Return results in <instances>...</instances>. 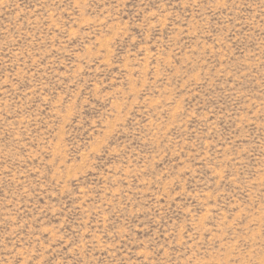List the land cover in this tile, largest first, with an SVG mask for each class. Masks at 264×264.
<instances>
[{
    "label": "rangeland",
    "instance_id": "1",
    "mask_svg": "<svg viewBox=\"0 0 264 264\" xmlns=\"http://www.w3.org/2000/svg\"><path fill=\"white\" fill-rule=\"evenodd\" d=\"M0 264H264V0H0Z\"/></svg>",
    "mask_w": 264,
    "mask_h": 264
}]
</instances>
